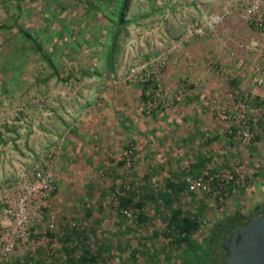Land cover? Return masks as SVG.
I'll return each mask as SVG.
<instances>
[{
	"label": "rangeland",
	"instance_id": "obj_1",
	"mask_svg": "<svg viewBox=\"0 0 264 264\" xmlns=\"http://www.w3.org/2000/svg\"><path fill=\"white\" fill-rule=\"evenodd\" d=\"M119 3L0 0V21L11 26L22 9L18 23L37 38L59 74L58 78L14 29L0 30V184L18 182L36 169L50 179L52 188L45 209L37 216H47L49 227L68 220L95 225L94 231H101L96 242L107 240L122 248L134 238L123 231L135 228L110 212L116 183L113 173L124 179L130 175L141 189L147 186V174L157 188L173 175L175 181L192 177L186 171L171 170L173 165L182 169L193 163L198 153L209 154L210 160L204 161L200 170L219 171L221 166L230 165L243 180L238 183L242 190L221 203L205 195L201 186L193 190L198 199L205 195L206 207L214 204L204 218L208 229L258 202L263 195L264 171L257 179L253 171L258 170V164L264 169V113L262 125L255 131L260 139L252 149V145L243 146L225 135L229 122L218 117V109L234 115L238 98L244 95L253 104L258 97L264 111V84L253 83L251 68L259 62L257 54L243 48L260 36L250 31L232 39L234 35L229 37L228 31L221 33L216 27L208 36L185 42L168 57L159 75L158 107L147 111L141 99L143 85L126 82L124 72L135 56L146 61L172 48L184 32L183 21L197 19V10L189 12L185 0H129L123 19L126 24L111 48ZM172 65L175 74L169 75ZM179 90L181 96L176 100ZM187 95L197 97L190 103L198 106L199 115L214 118L215 125L205 138L218 139L204 140L203 148H198L199 139L195 138L178 143L180 134L194 127L198 112L189 114L196 115L193 120L190 116L180 122V134H174L177 138L169 135V122L173 115L183 114ZM247 111L250 117L259 118L256 107L248 106ZM171 140L178 144L173 150ZM123 159L122 168L116 162ZM99 203L104 205L100 210ZM195 204L190 202L189 206L194 208ZM85 205L92 211L89 219L83 218ZM150 229L147 225L142 231ZM33 245L20 247L8 261L24 259ZM112 260L127 264L117 257Z\"/></svg>",
	"mask_w": 264,
	"mask_h": 264
},
{
	"label": "trees",
	"instance_id": "obj_2",
	"mask_svg": "<svg viewBox=\"0 0 264 264\" xmlns=\"http://www.w3.org/2000/svg\"><path fill=\"white\" fill-rule=\"evenodd\" d=\"M128 4L129 0H120L111 48L115 46L117 36L120 35L126 24L123 19L126 16ZM16 7L21 8L20 5H16ZM19 11L11 26L0 21V30L14 29L16 34L29 41L33 51L46 61L58 77V71L50 56L43 50L37 38H33L28 30L18 23V18L22 16V9ZM67 80L69 79L67 78ZM148 90V85L142 86L141 99L144 103L149 98ZM255 101L257 106L262 107L263 102L258 97L255 98ZM259 125H262V121H259ZM217 139L216 136L209 137L207 142ZM259 139V135L256 134L252 141V149L255 148L253 144ZM230 148H232L231 143L228 150ZM240 157L244 159L243 156ZM208 158L205 155V157L198 158L199 161L196 159L190 165L191 170L187 174L192 177L198 175L203 166V160H208ZM116 163L123 168L125 160ZM221 167L235 175L230 165ZM215 172H217L216 168L210 169V173ZM109 174L112 173L109 172ZM112 175L116 183L110 212L115 214L114 217H121L120 220L128 224V227L135 228L123 231L127 235L130 233L134 235L130 243L127 242L128 244L119 248L107 240L96 242L95 237L99 238L101 231H94L95 225H84L81 221L72 224L68 220L49 227L46 224L47 216H44L41 225L34 230V245L28 250L23 261L16 260L17 264H114L113 257L126 260L127 264H157L158 262L159 264H217L219 262L223 256V251L220 248L221 235L238 228L240 222L236 217H232L218 225L217 228L206 229L204 218L209 211V206L211 208L214 205L210 204L206 207L202 197L208 196V194L200 196L199 199L196 198V193L190 190L189 184L183 176L180 181L166 178V185L156 188L152 182L148 181L149 176L146 174L147 186L141 189L140 186L135 185V181H132L130 175H127L125 179L116 173ZM253 176H256V173ZM211 187V194L214 195L210 194L209 196L216 203V191L222 190L228 197L233 192L242 190V186L238 183L231 182L220 187L216 180L212 182ZM190 202H196L194 208L189 206ZM98 207L100 210L104 205L99 203ZM91 214L89 205H85L83 218L89 219ZM75 219L74 217L73 220ZM147 225H150L151 229L142 231Z\"/></svg>",
	"mask_w": 264,
	"mask_h": 264
},
{
	"label": "built area",
	"instance_id": "obj_3",
	"mask_svg": "<svg viewBox=\"0 0 264 264\" xmlns=\"http://www.w3.org/2000/svg\"><path fill=\"white\" fill-rule=\"evenodd\" d=\"M197 14V19L189 23L183 21L184 32L172 48L166 52L151 55L146 61H141L135 56L128 64L124 72V80L128 83L149 87L147 92L149 98L144 103L147 111H154L158 107L159 75L166 66L168 57L178 52L182 45L190 39L210 35L226 17L233 15L260 36V40L252 39L244 44L243 48L247 52L256 53L260 58V62L253 65L251 72L254 74L253 83L255 85L264 84V0H224L218 12L206 13L198 10ZM177 94L179 95L176 100H179L181 90ZM237 103L234 115L228 114L224 108H219L218 117L222 121L229 122L225 131L228 138L238 139L243 146L249 147L255 138V131L259 127L260 117L264 111L244 95L238 98ZM248 106L256 107L259 118L247 115ZM234 172L236 177L234 173L224 169L217 170L215 173H210V169H206L201 170L193 178H186V181L190 190L195 191L197 186H201L203 193L210 195L211 185L215 180L220 187L231 182H241L242 175ZM51 190L50 179L45 174L37 172L36 169H32L30 177L22 175L18 182L0 184V260H10L20 247H29L35 242L34 230L41 225L44 217L41 213L37 215L39 211L45 209ZM216 195L218 203L227 198L222 190L216 191ZM31 202L33 206L30 205Z\"/></svg>",
	"mask_w": 264,
	"mask_h": 264
},
{
	"label": "water",
	"instance_id": "obj_4",
	"mask_svg": "<svg viewBox=\"0 0 264 264\" xmlns=\"http://www.w3.org/2000/svg\"><path fill=\"white\" fill-rule=\"evenodd\" d=\"M257 165L253 174L256 179L264 171ZM258 202L237 212L233 217L239 220V227L228 233H223L220 239V248L223 256L217 264H264V182L261 186ZM260 201V202H259ZM23 261V260H21ZM0 264H17L16 261H2Z\"/></svg>",
	"mask_w": 264,
	"mask_h": 264
},
{
	"label": "crops",
	"instance_id": "obj_5",
	"mask_svg": "<svg viewBox=\"0 0 264 264\" xmlns=\"http://www.w3.org/2000/svg\"><path fill=\"white\" fill-rule=\"evenodd\" d=\"M223 1L224 0H185V6H187V8L189 9V12H195L196 10L198 12V10H201L202 12L212 13V12L219 11L220 6L222 5ZM230 17H226L224 19V21L221 22L217 26V28H219L218 29L219 32L222 33V30L225 29L226 31H228V34L231 35L229 37H232L234 35V37H232V39H236L237 37L235 38V36L241 35L239 33H245V35H249L250 31L253 32L246 25L242 24V22L237 21L236 18H234L232 16H230ZM215 37H217V36L215 35ZM258 60L260 62L259 57H258ZM166 70H167V68H166ZM167 73L169 75H171V73L175 74V69H174L173 65H172V67H170V70L168 69ZM213 93H215V91H213ZM196 98L197 97H195V98L191 97V99H190V95H187V98H186L187 101H184V104H183L184 107L182 108L183 114L181 116L173 115L174 117H172L171 121L169 122L171 124V130H170L169 135H172V138H174V137L177 138L174 134H180L179 133L180 131H178L179 126H180V122L184 123L185 120H187L191 116V115H189L190 113L195 114L196 112H198V113H196L198 119H194L196 117V115L191 116L192 118L190 117V119H192V120L194 119V121L192 122L195 124V125L193 124L194 127L193 128L189 127L191 131L187 132V134H185L186 132H182L183 134L182 133L180 134V138L178 139L179 140L178 143L183 145L187 139H194L195 138L196 140L199 139L197 142L198 148H203L202 143L204 144V140H207L205 137H208V134L211 133V130L215 124L212 123V119H214V118H212L208 114H204L203 116L199 115L198 106H195L194 102L190 103V101H192L193 99H196ZM175 147L177 148L178 144L175 146L174 141L171 140V150H173V148H175ZM197 156H195V160L198 158H201V156L205 157V155H203L201 153H198ZM206 156H208L210 158L209 154H207ZM209 158H208V160H209ZM198 161H199V159H198ZM203 161H207V160L204 159ZM190 165H192V162L188 163V165H185V167L182 169L181 168L175 169L174 165H173V169H171L172 167H169V170L170 169L173 171L176 170V171H179L181 173L183 171H186L188 173L191 170L189 168ZM174 176L175 175H173L171 178H174ZM171 178H169V179H171ZM171 180H174V179H171ZM157 264H159V262Z\"/></svg>",
	"mask_w": 264,
	"mask_h": 264
},
{
	"label": "flooded vegetation",
	"instance_id": "obj_6",
	"mask_svg": "<svg viewBox=\"0 0 264 264\" xmlns=\"http://www.w3.org/2000/svg\"><path fill=\"white\" fill-rule=\"evenodd\" d=\"M233 216L232 215H230L228 218H226V219H220L219 221H218V223H216L215 224V226H213V228H217V226L218 225H220L221 223H223L224 221H227V220H229L230 218H232ZM206 226V225H205ZM206 229H208V227L206 226Z\"/></svg>",
	"mask_w": 264,
	"mask_h": 264
}]
</instances>
